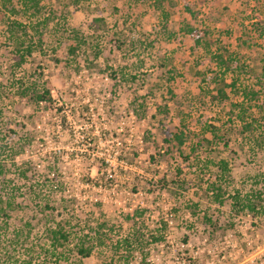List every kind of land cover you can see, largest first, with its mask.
<instances>
[{
  "label": "rangeland",
  "instance_id": "1",
  "mask_svg": "<svg viewBox=\"0 0 264 264\" xmlns=\"http://www.w3.org/2000/svg\"><path fill=\"white\" fill-rule=\"evenodd\" d=\"M16 1L0 0V162L29 161L39 181L53 169L60 206L52 217H64L74 235L55 252L49 216L31 221L42 209L41 199L25 195L36 178L18 180L21 207L0 216V264H110L111 249L83 258L73 245L95 231L110 235V227L120 240L133 216L145 243L129 264H264V199L239 210L232 198L264 193V127L258 144L240 132L229 103L212 102L207 92L225 49L235 55L232 67L244 66V85L263 76L264 0H172L167 24L152 0H40L38 12ZM76 34L87 42L71 53ZM20 43L34 50L21 66L12 54ZM32 81L49 89L52 104L21 96L18 86ZM176 127L187 129L182 157L168 143ZM221 160L226 175L218 172ZM178 168L198 183L186 192L173 188L182 195L163 188L175 186ZM207 180L219 190L207 191ZM205 215L220 228L211 229Z\"/></svg>",
  "mask_w": 264,
  "mask_h": 264
},
{
  "label": "trees",
  "instance_id": "2",
  "mask_svg": "<svg viewBox=\"0 0 264 264\" xmlns=\"http://www.w3.org/2000/svg\"><path fill=\"white\" fill-rule=\"evenodd\" d=\"M20 1L22 3V7L26 9L32 8L36 10V12H38L41 10V8H43L40 4V0H17L16 3H19ZM78 1L79 0H77V2ZM152 2L155 8L161 12L163 23L167 24V22L169 21L171 17V12L169 11V8H171L172 6L171 5L172 0H168L167 4H164L166 3V0H152ZM48 13H50V15L45 19V21L47 22H49L50 19L53 18V15L55 14L53 10V5L52 7L49 8ZM17 22L18 21H16L15 24H18ZM193 32L194 30L191 28L184 29V33L186 35L193 36ZM74 40H75L74 42H76V45L75 46L71 45L70 47L71 53H74L75 50H77L78 48H81L87 42L86 41L87 39L80 36L79 34L75 35ZM196 42L197 43L199 42L198 39L196 40ZM22 44L23 43H20L21 47H19L18 49L16 50L12 49L13 58L15 59V62L17 63V65H20V66L26 62V58L31 56L34 51L32 46H30V44L29 46H26V47H23ZM225 52L227 54H224V53L216 54L215 58L217 59V62H218V66H217L218 72L212 71L215 74V76L212 78L209 84L210 87L207 91L209 98L212 100V102H217L218 104L227 101L230 105L229 114L231 113V115H233L235 118V122H238L239 125L237 126L239 127L240 132L242 134L248 133L250 138L255 139L256 137L255 134L258 131V129L261 127H264V74L263 76L259 77V81L257 82L256 85L253 84L250 87L244 85V82L241 77V73L242 71H244V66L242 65V66L232 67L231 62L235 61L234 59L235 55H233V52L228 49H225ZM199 71L200 70L198 69V72ZM168 75H171L170 71L168 72ZM170 79L174 80V77L171 76ZM18 89H19L18 91L21 94V96H25L26 100L31 101L38 106L44 102L48 104L53 103L52 95L49 89L46 87L45 89L39 88L38 83H35V82L33 83L32 81V83L30 84H21L18 86ZM168 93L172 94L173 96V93L171 90L168 91ZM253 102L255 103L253 104ZM140 107L144 109V106L142 104L140 105ZM230 120L234 121V119H230ZM214 129L215 127L212 124H207L204 127L205 132L211 131L213 132V135L215 133ZM186 130L187 129L185 127H184V130L180 128L178 129L177 127L174 128V130L171 132L172 138L170 139V141H168V143L172 144V149H171L172 152H174L175 150L176 153H178L179 156L181 157L183 156V147L187 140ZM213 138H216V137H213ZM258 138L259 137H256V141L259 144L261 142L258 140ZM204 141L207 143V145H210V146H212L213 143L219 144L217 143L216 140L214 142H211L210 140L205 139ZM197 146L200 149L201 147L200 143H198ZM194 150L195 149L193 148V151ZM217 165H218V172H221L223 175L228 174L229 167L226 161L221 160L217 163ZM31 167H32V164L29 161L25 163H20L16 166L14 164L12 165L5 161L0 162V216L8 219L12 211H15L16 208L21 207L20 201H17L18 200V196L16 195L17 192L16 193L14 192L15 189L17 191H19L20 189L17 187L19 186L18 180H23V181L29 180L31 176H33L34 178H36V183L28 184L26 186L27 189H26L25 195L34 196L38 199H41L38 202H40V204L42 205V209L40 211L41 214H39L38 216H33L31 221L36 222V223H41L43 221L42 216L44 217L49 216V219L46 221L48 223H52L53 226L51 224L50 227L47 228V236L51 241L53 250H55V252L61 253L65 247L72 244L74 233H72L71 229H68V227L66 226V222L63 221L64 217H62L59 220L57 219L58 218L57 215L55 216L54 219L52 217V213L54 214L58 206H60L58 202L59 195L57 194V191L55 190L56 187L54 185L55 177H53L54 178L53 180L49 179L51 174L53 173L52 172L53 169H49L47 171L46 176L42 175V177H45V178L39 181V178L37 177L39 169L37 167H34V171H33ZM177 173H178L177 174L178 178L173 180V184L175 186L170 187L165 182V185L163 186L164 190L171 191L173 194L182 195L184 194L183 192H186L193 186L198 185V183L196 182V179L186 178V175L182 173L181 169L178 168ZM11 174L14 176L9 177L8 175H11ZM182 175L184 176V178L180 179ZM89 178H90L89 181L92 182V178L91 177ZM201 182H202V179H201ZM24 185L26 184L24 183ZM36 186L38 190L36 189ZM8 187H13V191L11 195L13 196V198H11V196H9V194L6 193V190L8 189ZM173 188H176L177 190L178 189L183 190V192L177 193L178 191L176 190L174 191ZM217 188L219 190V186L217 185L216 181L214 182H210L209 180L206 181L207 191L214 192L217 190ZM45 196H47V198ZM263 196H264V193H262L260 190L257 189L253 193L254 199L251 198L252 200L251 199H248V200L241 199L240 200V196L238 195L237 196L235 195L232 198L235 199L234 206L238 207L239 210L240 209L243 210L245 208H250V209L255 210L256 206L252 205V201L257 200L258 201L257 204L261 205L260 202L262 198L264 199ZM215 197H216V201L221 202L219 198L220 195H217V196L215 195ZM56 200L58 203H56ZM64 201H65V204L63 203V205L61 206L62 208L68 209L71 206V204H69L67 200H64ZM142 212H137V214L142 216L144 214V212L143 213ZM205 219L211 229L212 228L214 229L215 226H218V225H219L218 228H220L221 225L219 224V220H213L212 217H208L207 215H205ZM129 221L131 222V225H132L131 229L129 233L125 235L124 237H122V239L120 240H116L114 242V239L111 238V232L113 230H112V227H110L108 228L110 235L106 232L95 231V234H96L95 237H92V238L88 237V239L86 240L77 239V243H75L73 247L75 248L77 254L83 258L93 257L95 250L97 248H100V249L105 248L107 250L111 249L107 257L109 258L108 260L110 264H114V263L115 264H129V259H128L129 256H132L133 252L143 247V244L145 243L144 234H140V235L138 234L140 232L139 229L141 228L140 220H137V217L133 216L129 219ZM163 224L164 226L167 225V223L165 222ZM105 226L107 225L103 224L100 226V228L104 229ZM233 226L234 224L233 222H231L230 227H233ZM16 236L17 237L20 236L18 232ZM151 238L156 243L163 241V239L156 237L155 235H151ZM112 249H114L115 251H112ZM122 250H125V251H122ZM118 251L125 252V254L121 256L122 258L117 263V261L115 262L114 260V257H115L114 254H117ZM29 264H34V263L30 261ZM37 264H40V263H37Z\"/></svg>",
  "mask_w": 264,
  "mask_h": 264
}]
</instances>
